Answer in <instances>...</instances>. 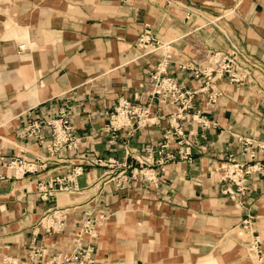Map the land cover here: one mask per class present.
<instances>
[{
	"label": "crops",
	"instance_id": "crops-1",
	"mask_svg": "<svg viewBox=\"0 0 264 264\" xmlns=\"http://www.w3.org/2000/svg\"><path fill=\"white\" fill-rule=\"evenodd\" d=\"M146 30L171 43L174 62L201 58L205 48H237L240 64L255 81L223 82L215 104L209 93L198 97L196 110L179 124L193 143L190 160L156 165L158 187L137 181L124 190L109 185L97 195L93 187L108 168L83 158L128 161L136 168L133 156L152 149L159 160L165 136L174 133V110L164 106L152 112L156 124L131 133L104 132L119 100L135 102L161 60V51L146 55L139 47ZM263 68L264 0H0V264L26 263L32 246L68 248L70 235L90 213L100 219L95 264H264V169L248 178L244 195L221 182L218 172L230 156L241 158L242 138L254 141L257 162L264 166V148H257L264 146ZM167 72L196 87L175 63ZM61 109L82 141L69 155L73 165L62 172L48 164L16 177L9 167L14 158L34 163L50 155L51 132L40 142L24 137V129L55 118ZM197 114L201 124L193 121ZM178 149L173 141L170 151ZM79 167V192L39 198L40 182ZM56 206L75 207L63 239L38 230ZM250 216L260 240L259 262L249 255L244 222Z\"/></svg>",
	"mask_w": 264,
	"mask_h": 264
},
{
	"label": "built area",
	"instance_id": "built-area-1",
	"mask_svg": "<svg viewBox=\"0 0 264 264\" xmlns=\"http://www.w3.org/2000/svg\"><path fill=\"white\" fill-rule=\"evenodd\" d=\"M138 45L146 55L161 51V60L156 69L150 73L148 82L140 87L142 92L135 94V102L127 99L119 100L115 111L108 116V124L104 128V132L113 135L120 131L131 133L139 128L156 124L152 112L156 107L164 106L174 110L170 114L173 119L170 125L174 133L169 131L165 136V142L157 151L159 160H155L156 152L152 149L147 150L142 156H133L132 158L139 164V167L136 168H133L128 161H103L97 156L83 158L82 162L85 164L108 168L103 180L93 187L97 195H102L107 191L109 185L124 190L137 181H143L148 186L158 187L156 165L162 167L166 162L177 157L190 160L193 143L187 139L179 124L187 121L188 116L196 110L198 97L201 94L209 93V102L215 104L223 95L224 90L219 88L223 82H228L230 85H244L247 82L255 81L250 69L240 64V51L234 47L227 51L205 48L201 58H186L174 62L176 52L171 48V43L159 42L152 37L149 30L141 35ZM24 48V45L20 47V49ZM172 63H175L179 72L189 75L196 83V87H189L177 78L170 76L167 71ZM261 71L264 74V68ZM198 116V114L195 115L193 121L201 124ZM47 131L51 132L52 141L48 145L50 155L46 159H38L34 163L27 162L21 157L14 158L9 163V167L15 172L16 177L37 172L41 168H46L48 164L62 172L73 165L69 155L82 147V141L75 135L76 127L69 120L68 112L61 109L55 118L45 122L34 121L24 129L22 134L26 138H35L43 142L47 138ZM173 141H176L179 146L177 154L170 151ZM239 141L241 143L239 154L241 158L239 159L236 155L230 156L229 160L221 165L218 172L221 175V182L235 185L238 192L244 195L247 191L248 178L254 173L261 172L264 166L257 162L258 156L257 150L254 148V141L248 138H242ZM257 148L263 149L264 146L257 144ZM81 174L82 167H79L72 172L68 171L62 177L50 180L47 184L40 182L37 188L39 198L49 201L58 195L79 192L76 178ZM227 193L233 196V192L229 189ZM74 210L75 207L70 206L51 208L40 220L38 230L56 239L65 238L67 229L71 227L70 217ZM251 220L250 216L244 222V228L250 236L249 255L254 256L259 262L260 240L258 236L254 235ZM99 222L100 219L93 216L92 213L86 214L81 228L70 235L72 243L68 248L47 250L41 246H32L28 252L26 263L9 262V264H95Z\"/></svg>",
	"mask_w": 264,
	"mask_h": 264
},
{
	"label": "rangeland",
	"instance_id": "rangeland-1",
	"mask_svg": "<svg viewBox=\"0 0 264 264\" xmlns=\"http://www.w3.org/2000/svg\"><path fill=\"white\" fill-rule=\"evenodd\" d=\"M203 264H217V262L216 261H206L205 263H203Z\"/></svg>",
	"mask_w": 264,
	"mask_h": 264
}]
</instances>
